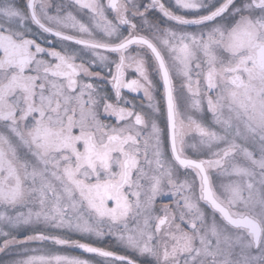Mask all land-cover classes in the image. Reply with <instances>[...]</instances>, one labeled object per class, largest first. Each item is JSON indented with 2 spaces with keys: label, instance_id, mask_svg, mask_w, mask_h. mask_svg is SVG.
Listing matches in <instances>:
<instances>
[{
  "label": "flooded vegetation",
  "instance_id": "1",
  "mask_svg": "<svg viewBox=\"0 0 264 264\" xmlns=\"http://www.w3.org/2000/svg\"><path fill=\"white\" fill-rule=\"evenodd\" d=\"M47 167L87 207L142 221L163 259L194 258L208 223L240 248L219 259L249 264L264 229L232 182L255 169L264 189V0H0V203L22 195L40 212L20 184ZM204 180L232 216L259 221L257 245ZM142 250L122 261L156 262Z\"/></svg>",
  "mask_w": 264,
  "mask_h": 264
},
{
  "label": "rangeland",
  "instance_id": "2",
  "mask_svg": "<svg viewBox=\"0 0 264 264\" xmlns=\"http://www.w3.org/2000/svg\"><path fill=\"white\" fill-rule=\"evenodd\" d=\"M251 161L256 165L261 163L256 160V156ZM49 170L47 167L46 175L36 174V182L29 179L20 184V188L29 192L32 190L31 186L34 187L41 201L40 212L34 209L35 212L30 201H26V197L22 195L15 199V205L0 203V253L12 249V244L25 242V245L16 246L13 250V254H19L14 260L4 261L2 264H124L123 261L110 256L82 252L74 243H85L116 254H124L129 250L140 251L142 248V252L136 253H152L156 258L153 264H232L233 262L227 259H219L220 256L232 257V253L240 249L221 234V229L206 223L202 236L197 237L200 249L195 245L197 239L193 246L190 245V253H197L194 258L184 261L185 254H180L175 262V259H163L157 255L155 244L144 245L151 238V232L150 229L147 231L142 221L138 220L139 224L133 222L123 227L122 213L119 210L99 207L100 211H96L87 207L86 201L83 202L74 192L71 182L50 178ZM246 170L239 172L238 176H235L237 180L232 182L233 197L238 200L240 192L246 194L247 191L250 211L261 218L264 229V189L258 184L257 176L253 172L255 169ZM22 174L23 178L29 177L24 166ZM146 181L147 183L141 184L139 189L149 188V182L147 179ZM2 200L5 202L6 199L0 196V202ZM143 217L144 214L142 219ZM212 221L217 223L215 219ZM46 224H51L56 232L52 230V234L50 229H43ZM217 226L220 228L218 223ZM59 228H63L61 234H58ZM56 234L65 240L48 241L44 238L46 235L57 236ZM245 249L249 253V264H264V230L257 248L245 243ZM187 250L188 247H185L182 253ZM234 256H238L237 253Z\"/></svg>",
  "mask_w": 264,
  "mask_h": 264
},
{
  "label": "water",
  "instance_id": "3",
  "mask_svg": "<svg viewBox=\"0 0 264 264\" xmlns=\"http://www.w3.org/2000/svg\"><path fill=\"white\" fill-rule=\"evenodd\" d=\"M76 40L83 41V40L78 39V38ZM149 45L151 46V49L154 51V53L158 56V58L160 59V63L162 64V62H161L162 59H161L157 49L152 44H149ZM101 46H104V45H101ZM162 70L164 72V82H165V85H166V101H167L166 103L168 104V111H169L170 104H171V102H170L171 101L170 100V92H169V89H168L167 77L165 76V68H164L163 65H162ZM203 185H204L203 186L204 198H206L207 200L210 201L212 207L217 209L222 214L224 219L227 220L229 223H231L233 225H239V224L243 223V224L249 226L250 231L253 233L254 245H257L258 244V240H259V236H260V232H261V227H260L259 222L255 218H253V217H251L249 215H247V216H232L228 212L226 207L222 206L220 203H218L213 198V196L211 194L210 187L208 185V182L204 180ZM79 248L83 249V250H86V251L97 252L99 254H103V255H106V256L116 257L118 259H122L123 258L120 255H115L112 252H109V251H106V250H102V249H99V248H96V247H92V246H89V245L84 244V243H80L79 244Z\"/></svg>",
  "mask_w": 264,
  "mask_h": 264
},
{
  "label": "trees",
  "instance_id": "4",
  "mask_svg": "<svg viewBox=\"0 0 264 264\" xmlns=\"http://www.w3.org/2000/svg\"><path fill=\"white\" fill-rule=\"evenodd\" d=\"M19 245L20 244L12 245V247H13L12 249L9 248L7 251L1 253L0 254V264H2L4 261L14 260L19 254L18 253L13 254V250L16 248V246H19Z\"/></svg>",
  "mask_w": 264,
  "mask_h": 264
}]
</instances>
